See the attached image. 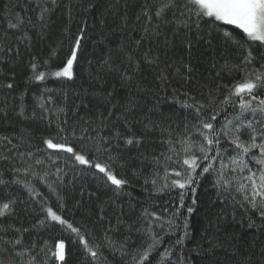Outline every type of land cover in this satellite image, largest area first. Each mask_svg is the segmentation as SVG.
<instances>
[{"label": "trees", "instance_id": "obj_1", "mask_svg": "<svg viewBox=\"0 0 264 264\" xmlns=\"http://www.w3.org/2000/svg\"><path fill=\"white\" fill-rule=\"evenodd\" d=\"M43 6L52 10L42 25L37 0H0V179L6 182L0 184V202L15 201L12 211L0 216V264H137L138 249L151 243L141 217L150 205L165 220L179 208L177 227L165 226L160 233L163 242L150 253L151 264H264V206L243 202L234 192L235 183L227 192L217 186L220 160L209 161L213 169L183 190L158 193L144 183L156 171L163 175L165 165L177 171L186 167L177 141L185 136L186 124L193 131V110L184 107L185 101L192 103L188 97L207 103L211 95L222 101L228 88L264 65V45L247 43L235 26H222L244 44L241 48L209 18L199 28L165 23L155 15L149 21L143 13L145 8L154 13L156 0H57L55 6L48 0ZM18 18L23 23L11 28ZM164 20L171 21L172 13ZM78 36L72 79L32 78L34 62L41 71H47L45 61L53 69L62 66ZM248 50L253 59L245 67ZM48 96L54 103H47L45 111L40 104ZM220 109L218 125L234 112L230 105ZM58 132L67 146L109 164L128 184L117 190L98 169L80 164L71 153L48 149L44 139ZM192 139L201 137L194 133ZM169 140L180 156L169 151ZM222 145L228 148L223 172L234 181L228 158L236 153L224 141ZM27 152L33 156H19ZM253 152L258 154V149ZM161 153L173 159L165 161ZM249 166L260 167L252 160ZM49 206L78 227L90 244L99 245L95 259L76 234L46 218L43 209ZM153 231H158L155 222ZM16 239L21 244H14ZM59 240L65 241L64 261L42 251Z\"/></svg>", "mask_w": 264, "mask_h": 264}, {"label": "snow or ice", "instance_id": "obj_2", "mask_svg": "<svg viewBox=\"0 0 264 264\" xmlns=\"http://www.w3.org/2000/svg\"><path fill=\"white\" fill-rule=\"evenodd\" d=\"M47 2L48 0H43V4ZM37 3L40 8L38 19L43 25L46 15L52 9L43 6L41 0H37ZM51 3L55 6L57 0H51ZM156 3L157 7L154 13L150 12L148 8L144 10L143 14L148 17L149 21H151L152 15H155L165 23H175L178 26L183 25L185 28L191 24H195L199 28L200 22L204 21L205 18H209L212 25H216L218 30L223 31V36L227 40H232L241 48L244 47V44L239 40H234L233 33L225 30L222 26H235L236 29L240 30L247 43L259 42L261 45H264V0H156ZM168 12L172 13L171 21L164 20ZM216 22L221 23L217 25ZM22 23L23 21L18 18L17 23L10 24L9 26L11 28H18ZM145 31H147V28H145ZM80 44L81 37L78 36L75 38L74 43L70 45L68 54L62 62V66L55 69L49 65L48 61L44 62V67L47 71L38 70L40 65L36 62L32 63V78L36 81H43L48 76L72 79L73 66L78 60ZM145 56L147 57V54ZM252 59V52L248 50V54L243 57L244 66L247 67V65L251 64ZM125 78L130 79V77ZM7 87L11 88L12 85L8 84ZM257 88H260L262 91L256 92ZM185 95L187 96V94ZM234 97L238 99L234 100ZM40 99L43 101L44 97L42 96ZM188 99L192 103L185 101L184 107L193 110V119L195 121L191 125L193 131H187L189 125L186 124L185 136L177 141L182 146L181 151L184 153L182 164L186 167L177 171L176 169H169L165 165L163 175H161L160 171L154 172L151 178H145V185L150 184L153 190L158 193L177 188L183 190L196 183L198 176L208 173L213 169V165L209 161L220 160L221 170L218 171L217 186L227 192L232 184L235 183L236 187L234 188V192L241 196L243 202L251 205L252 208L264 206V65H261L260 69L253 68L249 70L241 81L234 83L228 88V94L219 103L211 95L207 103L197 100L195 97H188ZM47 103H54L51 96H48L47 100L40 104V107L45 111H48L46 107ZM219 105H230L234 112L231 116L226 115L223 123L218 125L217 117L220 115V111L223 110H218ZM237 105L238 111H236ZM59 111H63V109H59ZM22 112L23 109H21ZM249 113L251 114V118L246 115ZM59 131L62 132L64 129H60ZM194 133H198L201 140L194 141L192 139ZM117 135L119 134L117 133ZM245 135L246 139H242V136ZM58 138L63 140V142H54ZM222 141L227 143L228 147L233 148L236 153V155L228 158L231 165V173L235 177L234 181L226 179L225 173L223 172V169L226 167L223 162V153L227 152L228 148L222 145ZM126 142L131 144L133 140L128 139ZM43 143L48 149L71 153L75 161H78L80 164L91 165L98 169L100 173L106 176V180L111 185H114L117 190L122 189L123 186L128 184L126 179L117 178V175L113 173L109 164L97 162L95 159L90 160L86 158L87 154H80L73 147L67 146V139L59 137V132L57 137L46 138ZM167 143L169 144V151L173 152L176 156H180V152L176 151L173 142L169 140ZM254 149H258V154L253 152ZM213 151L215 155L209 156V153ZM19 156L23 159L33 156V153H19ZM161 157L165 161L173 159L172 156H166L164 153H161ZM245 157H248V159H245ZM249 160L255 161L260 167L253 170L249 166ZM155 161L158 165L160 164L159 157L155 158ZM35 163L40 164L41 161L37 159ZM198 168L201 169L200 172H197ZM20 170L15 169L16 172ZM245 170H247V175L244 174ZM24 171H28V168H25ZM173 175L175 178H173ZM4 183L6 182L0 179V184ZM144 190L148 191V188L146 187ZM29 191L35 194V189L30 188ZM179 199L180 205L182 206L184 201L183 193L180 194ZM14 203L15 201L13 200L0 202V216H4L5 213H10L12 211L11 205ZM150 207L151 205L141 210V217L147 224V227L143 231L147 233L151 243L146 248L138 249L137 264H144L145 261L151 264L149 260L150 253L163 242V236L160 233L164 232L165 226L168 229L177 227L175 217L179 213V208L165 220L159 213L150 211ZM43 210L46 212V218H50L52 221H58L59 224L65 225L71 233L76 234L79 242L92 258L95 259L100 254L98 251L99 245L90 244L85 238V235L81 234L78 227H74L68 220L63 219L50 206L45 207ZM191 211L192 209L188 208V212ZM163 212L167 213L168 209L164 208ZM260 216L264 217V211L260 212ZM154 222L158 231H153ZM40 223L43 224L44 221H40ZM184 227L186 228L187 225L185 224ZM17 231L19 232L20 230L17 229ZM25 231L27 230L25 229ZM13 243L19 245L21 244V240L16 239ZM108 243L110 246L115 247V241L109 240ZM177 243H180V241L178 240ZM124 247L125 244L121 242L120 248L122 249ZM42 251L50 254L51 257H54L58 261H64L65 241L59 240L53 246L46 244ZM167 253L168 250L166 249L161 256V260ZM19 255H24V253L21 252ZM28 264H33L32 260Z\"/></svg>", "mask_w": 264, "mask_h": 264}]
</instances>
